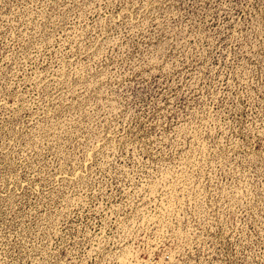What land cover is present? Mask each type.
<instances>
[{
    "label": "rangeland",
    "instance_id": "374dc122",
    "mask_svg": "<svg viewBox=\"0 0 264 264\" xmlns=\"http://www.w3.org/2000/svg\"><path fill=\"white\" fill-rule=\"evenodd\" d=\"M0 264H264V0H0Z\"/></svg>",
    "mask_w": 264,
    "mask_h": 264
}]
</instances>
